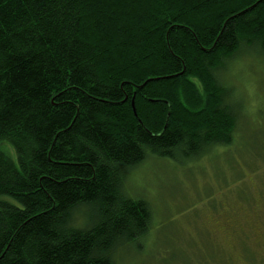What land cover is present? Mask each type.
Returning <instances> with one entry per match:
<instances>
[{"label": "trees", "instance_id": "16d2710c", "mask_svg": "<svg viewBox=\"0 0 264 264\" xmlns=\"http://www.w3.org/2000/svg\"><path fill=\"white\" fill-rule=\"evenodd\" d=\"M243 46L264 0H0V264H116L152 221L129 172L232 145Z\"/></svg>", "mask_w": 264, "mask_h": 264}, {"label": "rangeland", "instance_id": "374dc122", "mask_svg": "<svg viewBox=\"0 0 264 264\" xmlns=\"http://www.w3.org/2000/svg\"><path fill=\"white\" fill-rule=\"evenodd\" d=\"M217 77L239 105L232 145L184 162L148 156L129 172L125 192L152 221L116 264H264V55L243 46Z\"/></svg>", "mask_w": 264, "mask_h": 264}, {"label": "water", "instance_id": "95a60500", "mask_svg": "<svg viewBox=\"0 0 264 264\" xmlns=\"http://www.w3.org/2000/svg\"><path fill=\"white\" fill-rule=\"evenodd\" d=\"M133 106H134V104H133Z\"/></svg>", "mask_w": 264, "mask_h": 264}]
</instances>
